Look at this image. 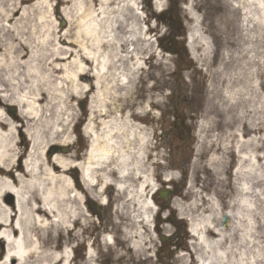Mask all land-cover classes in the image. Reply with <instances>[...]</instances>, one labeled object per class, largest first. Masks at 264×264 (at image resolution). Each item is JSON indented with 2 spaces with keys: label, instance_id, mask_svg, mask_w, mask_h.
I'll list each match as a JSON object with an SVG mask.
<instances>
[{
  "label": "rangeland",
  "instance_id": "1",
  "mask_svg": "<svg viewBox=\"0 0 264 264\" xmlns=\"http://www.w3.org/2000/svg\"><path fill=\"white\" fill-rule=\"evenodd\" d=\"M37 1L30 0L25 6L30 9ZM135 1V7L129 0H114L111 5L120 2L123 6L114 33L127 38L126 48L142 59L143 68L131 82V95L137 103L134 109L150 104L143 121L132 119L149 138L144 170L150 184L141 199L149 197L155 209L149 226L142 227L146 243L140 251L129 248L126 232L133 231L135 225L128 213L136 212L137 206L113 185L105 189L103 203L95 197L92 203L83 200L78 205L82 212L88 209L87 223L74 226L78 238L72 250L63 247L62 251L77 254L73 262L82 264L84 242L89 240L96 246V264H109L108 258L110 264H196L189 253L203 251L192 246L190 225L211 215L212 223L228 235L229 201L237 194L240 179L236 175L238 154L253 149L241 139L257 137L255 152L264 173V35L253 21L245 19L244 11L255 8L250 0ZM157 1L160 9L156 8ZM49 3L53 8L50 15L40 5L26 14L19 11L5 23L22 25L23 38L35 42L43 36V27L53 26L57 36L62 35L58 46L74 48L71 38L63 37L66 29L70 27L73 32L74 27L61 14L66 5L62 0ZM40 14L45 15L41 22ZM172 32L178 35L174 43L167 38ZM90 100L87 96L72 101L73 117L60 140L48 141L41 149L32 148L41 123L23 133L25 143L18 141L16 145L25 151L19 163H30L34 157L36 161H64L74 154V162H82L89 144L85 124L92 117ZM17 111L18 106L10 103L4 109L7 115ZM50 120L51 129H61L54 117ZM93 120L96 126L98 118ZM74 177L85 187L78 168ZM136 184L133 182L134 188ZM164 188L169 195L160 198L158 193ZM256 188L263 191L257 210L264 214V180ZM211 198L217 206L211 205ZM3 200L9 204L15 196L9 193ZM106 234L113 237L111 249L104 245ZM260 234L264 243V227Z\"/></svg>",
  "mask_w": 264,
  "mask_h": 264
},
{
  "label": "bare ground",
  "instance_id": "2",
  "mask_svg": "<svg viewBox=\"0 0 264 264\" xmlns=\"http://www.w3.org/2000/svg\"><path fill=\"white\" fill-rule=\"evenodd\" d=\"M29 1L0 0V264H75L77 254L71 256L62 248H71L77 240L74 226L87 223L88 209L82 212L78 205L95 197L103 203L105 189L113 185L137 206L136 212L128 213L135 229L126 232V239L130 249L140 251L146 243L142 227L149 226L155 205L149 197L141 199L150 184L144 170L149 138L132 119L143 121L150 104L134 109L137 103L131 95V82L143 66L141 56L126 48L128 39L114 33L123 6L120 2L111 5L114 0H62L66 6L61 14L74 26L63 37L71 38L75 47L66 49L58 46L62 35L57 36L53 26L43 27V36L35 42L23 38L22 25L5 23L19 11L26 14L40 5L51 14L49 0L37 1L28 9ZM135 2L129 0L132 7ZM250 2L255 8L244 11L245 19L253 21L264 35V0ZM156 8H161L158 1ZM44 17L40 14L38 21ZM118 91L121 95L115 94ZM87 96L92 117L85 124L89 144L82 162H74V154L64 161H36L34 157L30 163H19L25 151L16 145L25 143L23 133L41 123L32 148L60 140L73 117L72 101ZM9 103L18 106L16 114L4 112ZM52 117L61 129H51ZM93 117L98 118L96 126ZM253 129L255 132L256 127ZM241 141L253 149L238 154L236 175L240 179L238 192L229 201L228 235L212 223L211 215L190 225L192 246L203 251L189 253L196 264H264L260 234L264 214L257 210L263 191L256 188L264 173L255 152L257 137ZM76 168L85 187L74 177ZM133 182H137L136 188ZM9 193L15 201L7 204L3 197ZM211 201L213 207L218 205ZM103 242L111 249L112 235L106 234ZM84 245L82 264H96V246L89 240Z\"/></svg>",
  "mask_w": 264,
  "mask_h": 264
},
{
  "label": "flooded vegetation",
  "instance_id": "3",
  "mask_svg": "<svg viewBox=\"0 0 264 264\" xmlns=\"http://www.w3.org/2000/svg\"><path fill=\"white\" fill-rule=\"evenodd\" d=\"M166 15H168V17H169V19L171 18V16H172V14H171V12L170 11H167L166 12ZM172 19V18H171ZM175 33L174 32H172V34L171 33H169V35H168V39H169V42H171L172 41V43H174L173 41H174V38H175ZM172 45V44H171ZM172 51H174V50H172ZM175 51H176V49H175ZM178 51V50H177ZM177 53V52H176Z\"/></svg>",
  "mask_w": 264,
  "mask_h": 264
},
{
  "label": "water",
  "instance_id": "4",
  "mask_svg": "<svg viewBox=\"0 0 264 264\" xmlns=\"http://www.w3.org/2000/svg\"><path fill=\"white\" fill-rule=\"evenodd\" d=\"M160 195H161V197L166 196L167 195V191L162 192Z\"/></svg>",
  "mask_w": 264,
  "mask_h": 264
}]
</instances>
